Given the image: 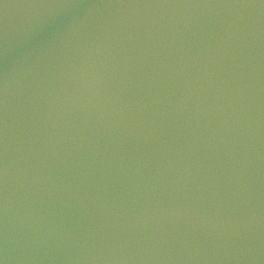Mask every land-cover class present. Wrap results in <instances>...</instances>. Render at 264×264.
Segmentation results:
<instances>
[{"label": "water", "instance_id": "95a60500", "mask_svg": "<svg viewBox=\"0 0 264 264\" xmlns=\"http://www.w3.org/2000/svg\"><path fill=\"white\" fill-rule=\"evenodd\" d=\"M0 264H264L261 0H0Z\"/></svg>", "mask_w": 264, "mask_h": 264}, {"label": "snow or ice", "instance_id": "6c2138e0", "mask_svg": "<svg viewBox=\"0 0 264 264\" xmlns=\"http://www.w3.org/2000/svg\"><path fill=\"white\" fill-rule=\"evenodd\" d=\"M261 6L264 8V0H261Z\"/></svg>", "mask_w": 264, "mask_h": 264}]
</instances>
